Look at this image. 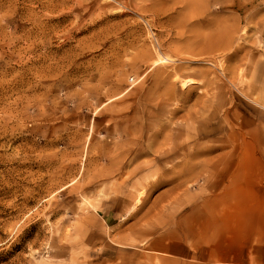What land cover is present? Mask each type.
<instances>
[{
	"label": "rangeland",
	"instance_id": "obj_1",
	"mask_svg": "<svg viewBox=\"0 0 264 264\" xmlns=\"http://www.w3.org/2000/svg\"><path fill=\"white\" fill-rule=\"evenodd\" d=\"M0 264H264V0H0Z\"/></svg>",
	"mask_w": 264,
	"mask_h": 264
},
{
	"label": "bare ground",
	"instance_id": "obj_2",
	"mask_svg": "<svg viewBox=\"0 0 264 264\" xmlns=\"http://www.w3.org/2000/svg\"><path fill=\"white\" fill-rule=\"evenodd\" d=\"M163 59H166L167 60V56L166 57H162V55L161 56H157V58H156V60H155V62H160V61H162ZM195 80H193L192 78H185V79H182V81H181V85H182V87L183 86H188V85H190V84H193V82H194ZM235 147V146H234ZM143 191V190H142ZM142 193V192H141ZM141 195V194H140ZM140 198V197H139ZM139 200V199H138ZM137 200V201H138ZM139 202H140V200H139ZM139 202H137V203H139Z\"/></svg>",
	"mask_w": 264,
	"mask_h": 264
}]
</instances>
